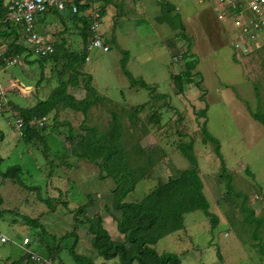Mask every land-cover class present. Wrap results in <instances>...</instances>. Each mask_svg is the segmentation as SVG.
Returning <instances> with one entry per match:
<instances>
[{"label": "rangeland", "instance_id": "374dc122", "mask_svg": "<svg viewBox=\"0 0 264 264\" xmlns=\"http://www.w3.org/2000/svg\"><path fill=\"white\" fill-rule=\"evenodd\" d=\"M168 1L177 8L176 12L164 13L157 0H112L107 6L100 33L111 50L89 52L90 60L82 68L93 76V86L101 97L100 105L89 112L87 124L104 131L110 127L112 117H117L124 125V146L131 156L140 162L148 154L157 156V166L137 184L126 203L141 201L159 184L188 169L189 161L179 151V145L195 142L204 193L211 213L219 217V222L212 230L210 218L202 210L186 214L185 229L161 239L155 246L159 253L177 254L182 264H264V256L251 238L252 231L244 224L240 212L242 200L226 195L225 182L219 179L221 160L214 144L204 143L201 131L207 121L209 132L220 141L234 188L245 193L248 205L257 216H262L264 120H256L253 113L264 116V47L238 58L233 49L235 33L231 26L218 20L215 3ZM57 14L53 18L60 22L59 27L53 25L50 32L37 27L38 30L46 36L52 34L55 45L65 43L67 48L80 52L84 44L74 17L70 12ZM169 16L173 26L168 23ZM182 22L190 37L189 51L199 61L195 73L200 75H195L194 80L201 85L186 84L185 92L179 94L172 75L185 70L184 59H176L188 49L186 41L177 40ZM19 38V43L27 47L24 37ZM3 42L0 40V45L8 50V42ZM125 52L129 53L127 70L136 79L146 81L155 94L167 95V100H152L149 90L133 87L123 72ZM38 60L30 50L18 57L15 65L0 67V86L7 88L13 82L21 86L10 89L5 99L0 97V103L4 104L0 108V132L4 136L0 141V212H3L0 232L12 240L0 241V264H12L23 258L26 252L22 241L26 237L31 240L28 249L41 258L50 259L47 247L55 246L60 249L58 264H75L69 249L76 238L60 239L76 229L74 216L81 206L83 223L77 226L76 250L101 264L103 259L96 256L85 222L97 214L110 216L106 206H111L116 184L111 178H100L98 167L71 153L67 139L70 126L78 134L85 116L64 108L54 112L45 122L43 142L27 143L22 138L23 131L16 127L20 113L17 108H31L47 99L58 84L62 62L57 66L46 63L42 73ZM69 93L83 99L86 95L83 79L79 87H70ZM150 101L137 120L130 119L129 111ZM205 108L208 111L203 118L198 112ZM136 147L144 154L136 151ZM12 166L22 168L20 184L3 176ZM48 198H53L54 210L42 202ZM20 216L39 220L43 229L28 225ZM105 225L113 240H123L112 218L108 217ZM115 261L118 262L117 259L108 262L116 264ZM23 264L43 263L26 260Z\"/></svg>", "mask_w": 264, "mask_h": 264}, {"label": "trees", "instance_id": "16d2710c", "mask_svg": "<svg viewBox=\"0 0 264 264\" xmlns=\"http://www.w3.org/2000/svg\"><path fill=\"white\" fill-rule=\"evenodd\" d=\"M157 1L161 4L164 13L170 14L177 11V8L170 4L168 0ZM110 3L111 0L106 1V6L103 8L104 15ZM6 11L4 0H0L1 20L6 18ZM73 17L83 24L80 32L84 44L83 49L80 52H75L67 48L65 43H59L57 45L54 44L55 51L52 55L48 57L37 56L42 73H44V67L48 62H53L56 66L62 62V66L58 72V84L47 99L40 101L31 108H17V110H20L18 118H22L25 123L22 138L27 143L43 142L42 131L45 127H39L38 123L32 124V122L35 120H45L46 122L51 114L61 108L83 114L85 119L80 126L81 132L75 135L72 126L69 129L70 134L67 139L71 143V153L80 160L89 161L98 167L100 170V178H111L115 182L116 187L112 191L111 206L107 205L106 210L116 222L120 234L123 235V240H113L105 226L104 217L101 214L86 218L85 224L87 225L88 233L91 235L92 247L96 251L98 259H103L101 264H109L108 261L113 259L118 260V262H114L116 264H182L177 254L159 253L155 249L157 243L168 235L184 230L185 215L188 213L202 210L210 218L212 230L217 227L219 222V217L211 213L210 203L204 193V183L200 176L198 158L195 154V142L192 140L179 145V151L189 161L190 167L188 169L180 171L177 178L170 177L166 183L159 184L158 187L146 195L141 201L125 202L127 196L136 189L137 184L142 179H146L155 169L158 163L157 156L148 154V156L141 158V162L131 156L129 154L130 152L124 146V125L119 122L117 117H112L110 127L104 131H100L97 126L87 124L89 112L94 107L100 105L101 97L97 89L93 86V76L82 70L87 63V47L90 43L92 33L89 30L86 20L78 16ZM163 17H159V19L162 20ZM168 20L169 25L173 26L171 16L168 17ZM162 22L167 21L162 20ZM19 37H21L20 30L10 23H5L0 27V40L4 41L3 43L8 42L7 52L0 56V67L6 66L4 62L5 57L16 58L18 61V57H21L27 51L30 52L27 47L19 43ZM177 40H183L188 43V49L183 52L180 58H176L177 60L184 59L185 70L179 74L172 75L175 89L178 90L179 94H183L186 84L196 83L198 87L201 85L200 82L194 80L195 75H200V73H195L199 61L189 51L191 42L184 22L180 25ZM128 57L129 53L125 52L122 59V67L124 74L131 79L133 87H143L149 90L152 100H167V95L155 94L153 87L143 79H136L127 70ZM43 78L44 76L42 74L38 83L41 84ZM80 79H83L86 94L81 100L69 93L70 87H79ZM259 95L258 93L260 100ZM150 103L151 101L129 111L130 119L133 121L134 119L137 120L140 113ZM207 111L208 108H205L199 111L198 114L206 118ZM253 115L256 120H264V116L261 113H253ZM201 131L204 136V143L212 142L215 146L214 151L221 160L219 179L225 182L226 195L242 200L240 212L244 215V224L250 227L252 231L251 238L254 243H257L255 247L258 249L260 255L264 256V208L263 215L260 217L257 216L255 210L248 205L249 197L234 188L233 177L228 173V168L221 154L220 141L209 132L207 121L202 125ZM3 139L4 136L0 132V141ZM136 151L142 154L145 152L137 147ZM247 172L249 173V170ZM21 173L22 168L20 166H12L3 176L6 179L14 180L20 184ZM42 202L54 210L53 198L42 199ZM83 213L84 208L81 206L74 216L77 226L83 223L80 220ZM20 217L28 225L43 229L39 220L32 219L29 216ZM77 226L73 232L65 234L60 241L76 238L69 249L70 256L75 264H96L93 258L77 252L76 249L79 241ZM47 250L50 259L54 263H57L56 259L58 258L57 255L60 249L55 246H49ZM218 255L221 258L220 252H218ZM26 260L27 262L32 261L31 257L25 254L22 259L12 264H23Z\"/></svg>", "mask_w": 264, "mask_h": 264}, {"label": "built area", "instance_id": "2783aa9c", "mask_svg": "<svg viewBox=\"0 0 264 264\" xmlns=\"http://www.w3.org/2000/svg\"><path fill=\"white\" fill-rule=\"evenodd\" d=\"M107 0H4L7 16L4 20L0 19V27L5 23L21 31L24 37V44L34 55L38 57H48L55 51L52 40L37 30V17L46 13L70 12L72 16L88 22L89 30L92 33L88 52L103 50L109 52L110 46L105 37L100 33L101 22L103 19V8ZM218 8L217 16L220 22L228 24L235 33L234 53L238 58H245L250 54L264 47V0H210ZM7 49L0 45V56L4 55ZM90 60L89 55L87 62ZM6 66L4 69L17 63L16 58L5 57ZM20 88L15 82L7 88L0 86V97L5 99L9 90ZM4 104L0 103V108ZM38 123L39 127L45 125V120H35L32 124ZM18 130L23 131L24 120L18 118L16 121ZM1 243H9L12 240L0 232ZM17 244V242H15ZM25 254L31 257L32 261L57 264L51 259L41 258L32 250L28 249L31 245L30 238L26 237L22 241Z\"/></svg>", "mask_w": 264, "mask_h": 264}, {"label": "crops", "instance_id": "0c3cea01", "mask_svg": "<svg viewBox=\"0 0 264 264\" xmlns=\"http://www.w3.org/2000/svg\"><path fill=\"white\" fill-rule=\"evenodd\" d=\"M111 2H112V0H111ZM107 13V12H106ZM49 14H51V15H53V16H49ZM44 16H41L40 15V18H39V20L37 19V24H36V26L38 27V28H41L44 32H46V31H48V32H50V30L49 29H51L52 27H53V25H57L58 27L60 26L59 25V21L58 20H55L53 17H55V16H57L58 14H57V12H55V13H46V14H43ZM74 19V22H75V24H77L78 25V30H79V34H80V32H81V27H83V24H82V26H81V22H79L77 19H75V18H73ZM38 21H39V23H38ZM62 22H64V20H61ZM185 24V23H184ZM38 28H37V30H38ZM62 30H65V29H62ZM38 32L39 33H41L39 30H38ZM20 34L22 35V33H21V31H20ZM42 34V33H41ZM44 35V34H43ZM47 35H48V33H47ZM46 36V35H45ZM48 37L52 40V41H54V38H53V36H52V34H49L48 35ZM54 43V42H53ZM108 45H109V43H108ZM110 46V45H109ZM109 218H112L111 216H108ZM107 217V218H108ZM107 218L105 217L104 218V223H106L107 222ZM113 219V218H112ZM109 220H111V219H109ZM106 226V225H105ZM123 237V235H119V238H122Z\"/></svg>", "mask_w": 264, "mask_h": 264}, {"label": "clouds", "instance_id": "9594fccd", "mask_svg": "<svg viewBox=\"0 0 264 264\" xmlns=\"http://www.w3.org/2000/svg\"><path fill=\"white\" fill-rule=\"evenodd\" d=\"M103 16H104V14H103ZM82 23V22H81ZM53 42V41H52ZM88 55H89V52H88Z\"/></svg>", "mask_w": 264, "mask_h": 264}]
</instances>
